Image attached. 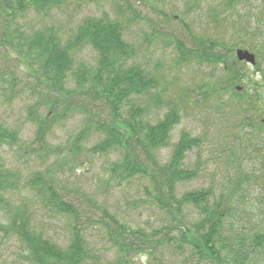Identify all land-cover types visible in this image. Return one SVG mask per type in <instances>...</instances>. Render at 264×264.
<instances>
[{
	"label": "trees",
	"instance_id": "16d2710c",
	"mask_svg": "<svg viewBox=\"0 0 264 264\" xmlns=\"http://www.w3.org/2000/svg\"><path fill=\"white\" fill-rule=\"evenodd\" d=\"M68 1L0 0L1 97L13 101L24 94L32 99L26 121L36 126V137L24 155L29 156V150L43 154L42 158L56 155L58 165L63 168L79 165L88 156L119 151L123 157L109 165L107 185L111 181L115 183V179L119 184L143 180L149 201H156L167 209L179 226L152 231L131 228L115 219L95 199L68 187L66 179L50 171L46 175L35 173L22 184L21 172L8 168L0 153V212L4 213L0 218V234L16 237L24 245L30 264H90L96 262V256L84 239V225L87 219L94 221L93 214L99 212L100 217L91 224L101 225L110 244L116 248L115 264H132L140 256L147 257L150 264H194V261L196 264H257L264 254V232L251 231L247 220L238 216V202L244 195L240 197L231 192L218 196L212 189H201L186 193L181 199L176 196L180 183L192 181L201 173V162L194 169H186L184 163L189 152L201 148L202 141L184 132L170 161L164 165L159 162L158 151L169 146L181 114L178 109L170 108L158 123L148 122L150 105L163 103L159 81L142 67L131 64L137 51L126 41L119 22L88 18L68 40H63L53 29L32 35L19 29L17 20L28 11L43 14ZM243 35L246 37L242 38L243 48L257 56L254 70L259 72V79L251 78L247 65L237 60L238 44L196 39L191 35L195 47L189 49L184 42L177 41L176 49L181 63L195 60L223 68V80L208 88L214 93L233 95L235 120L255 134L264 130V24ZM85 47H92L96 52L95 66L78 63L76 55ZM72 82L74 86L70 87ZM239 87L241 92L237 90ZM144 97L145 103L132 102ZM231 100L229 96L228 101ZM95 107L103 110L104 115L99 116ZM77 113L85 114L79 133L51 149L48 139L54 129ZM94 135L100 141L89 148L87 144ZM21 141L17 129L0 126V150L21 148ZM28 188L37 192L36 196L19 204L8 197ZM72 198L78 200L70 201ZM28 202L44 205L69 219L73 238L66 249L36 233L34 212L32 216ZM189 206L200 216L193 225L181 220L184 208ZM175 230L179 232L174 233ZM174 251L183 255L182 262L168 260Z\"/></svg>",
	"mask_w": 264,
	"mask_h": 264
},
{
	"label": "rangeland",
	"instance_id": "374dc122",
	"mask_svg": "<svg viewBox=\"0 0 264 264\" xmlns=\"http://www.w3.org/2000/svg\"><path fill=\"white\" fill-rule=\"evenodd\" d=\"M229 2L69 0L65 5L53 7L43 14L30 10L17 20V24L21 31L30 35L53 29L63 40H68L88 18H107L119 22L126 41L133 44L137 51L131 64L142 67L148 75L159 81L158 91L163 103L150 105L146 116L148 122L158 123L170 108L178 109L181 114V122L172 131L169 146L158 151L159 162L164 165L170 161L174 147L184 132L202 141L201 148L189 152L184 163L186 169H194L201 162V173L192 181L180 183L176 188V196L181 199L184 194L201 189H212L218 196L222 193L230 195L231 192H236L240 197L244 195L245 198L238 202V216L247 220L251 231L264 232V130L254 134L243 123H237L234 118V96L209 90V86L223 80V68L195 60L181 63L176 49L177 41L184 42L189 49L195 47L191 35L196 39L238 44V48L244 49V32L264 24V0H239L233 5ZM76 57L78 63L90 66H95L98 60L92 47L83 48ZM1 62L4 60L1 59ZM262 65L264 67V62ZM246 69L251 78H260L255 68L247 66ZM69 86L73 87L74 83ZM229 96L231 102L228 101ZM31 101L24 94L12 101L6 96L1 97L0 93V126L17 129L22 139L21 148L4 147L0 153L8 168L21 172L22 184L35 173L46 175L50 171L52 175L66 179L68 187L79 189L95 199L111 215L116 216L115 219L131 228L152 231L171 225L179 226L167 209L156 201H149L143 180L133 179L119 184L115 179V183L111 181L107 185L109 165L123 157L119 151L99 157L88 156L79 165L70 164L63 168L58 165L56 155L42 158L43 154L38 155L29 150V156H25L26 147L28 149L36 137V126L26 121ZM146 101L144 97L132 102ZM94 110L99 116L104 115L99 107ZM84 117V113H77L64 125L56 127L48 139L50 148L65 144L76 134L84 126ZM99 141L100 138L94 135L87 146L90 148ZM28 191L9 194L8 197L13 203L19 204L37 194L29 188ZM76 200L70 199L73 202ZM28 206L32 216L34 212L33 228L36 233L66 249L73 238L69 219L57 215L44 205L28 202ZM100 215L95 212L94 221L87 219L84 225V239L96 256V262L90 264H115L118 258L116 248L110 244L101 225L91 224ZM3 216L4 213L0 212L1 219ZM199 218L198 211L189 206L184 208L181 220L193 225ZM168 260L171 263L182 262L183 255L174 251L168 255ZM0 264H30L24 245L16 237L0 234ZM132 264L150 262L147 257L140 256ZM257 264H264V254Z\"/></svg>",
	"mask_w": 264,
	"mask_h": 264
},
{
	"label": "water",
	"instance_id": "95a60500",
	"mask_svg": "<svg viewBox=\"0 0 264 264\" xmlns=\"http://www.w3.org/2000/svg\"><path fill=\"white\" fill-rule=\"evenodd\" d=\"M236 54H237L238 60L241 62H246L250 64L251 66H255L257 64L256 56L247 50L239 49L237 50Z\"/></svg>",
	"mask_w": 264,
	"mask_h": 264
}]
</instances>
